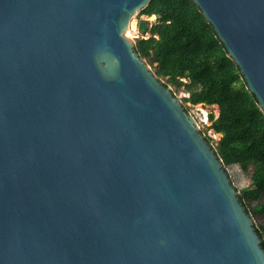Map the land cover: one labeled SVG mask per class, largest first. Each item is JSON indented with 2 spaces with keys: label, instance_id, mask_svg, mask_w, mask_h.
<instances>
[{
  "label": "water",
  "instance_id": "obj_1",
  "mask_svg": "<svg viewBox=\"0 0 264 264\" xmlns=\"http://www.w3.org/2000/svg\"><path fill=\"white\" fill-rule=\"evenodd\" d=\"M150 1L0 0V264H264L227 166L127 35ZM193 1L264 111V0Z\"/></svg>",
  "mask_w": 264,
  "mask_h": 264
},
{
  "label": "trees",
  "instance_id": "obj_2",
  "mask_svg": "<svg viewBox=\"0 0 264 264\" xmlns=\"http://www.w3.org/2000/svg\"><path fill=\"white\" fill-rule=\"evenodd\" d=\"M140 13L156 14L160 21L151 29L150 37L136 43L141 56L151 53L160 71L171 79L188 76L200 83L201 88L186 100L221 108L216 124L221 133V150L217 153L226 166L239 164L244 170L253 166L252 186L239 194L249 211V202L264 195V111L212 24L193 0H151ZM243 89H247L246 104L240 108L234 101ZM210 118H214L213 113ZM206 137L211 142L212 138ZM250 212L264 218V202L260 201ZM256 228L264 247V223Z\"/></svg>",
  "mask_w": 264,
  "mask_h": 264
},
{
  "label": "rangeland",
  "instance_id": "obj_3",
  "mask_svg": "<svg viewBox=\"0 0 264 264\" xmlns=\"http://www.w3.org/2000/svg\"><path fill=\"white\" fill-rule=\"evenodd\" d=\"M148 20L149 21V26L148 29L145 33H141L139 31V23L140 21ZM160 23L158 16L156 14L153 15H146L142 14L139 12L135 13L134 17L131 20L130 27L127 31H130V34L128 35L129 37L135 39L136 43L140 41L141 39H146L150 37L151 35V29L157 26ZM148 63L150 64L151 68L156 72V74L162 79V81L167 84L172 91L180 98L182 103L185 106L189 107L190 112H195V107L192 105L191 102L187 101L186 98L190 96V94L194 91H198L201 88L200 83L198 82H193L188 76H182V77H177V79H171L169 75L163 74V72L160 71V66L158 64V61L154 60L152 58V54L148 55L147 57H144ZM236 89H239L236 87ZM247 89L241 90V93L237 96H235V101L234 104L238 107H244L246 104V95H247ZM203 105V111L205 114H208V119L207 122H198L201 131L205 135L210 136V131H212V135L210 136L211 143L213 147L220 152V143L219 139L221 137V133L217 132L216 130V124L218 123V119L221 114V108L219 105L216 104H205V103H200ZM205 110V111H204ZM202 114L201 117L204 118L205 114ZM214 114V118H210L211 114ZM195 116V115H194ZM197 121L198 118L195 116ZM229 169V174L232 178L233 184L236 186V188L239 191V194L244 192L246 189H250L252 186V180H251V174L253 170V166H250L249 169L244 170L241 165L239 164H233L228 166ZM264 202V195L260 200H254L249 202V211L250 209L252 210L259 202ZM252 214V213H251ZM254 222L255 225H261L264 223V218L263 217H258L254 216Z\"/></svg>",
  "mask_w": 264,
  "mask_h": 264
},
{
  "label": "built area",
  "instance_id": "obj_4",
  "mask_svg": "<svg viewBox=\"0 0 264 264\" xmlns=\"http://www.w3.org/2000/svg\"><path fill=\"white\" fill-rule=\"evenodd\" d=\"M192 105H194V107H195V112H193V114L195 115V116H197V118H198V122L200 123V122H207V119H208V114H205L204 112V118H202L201 117V115L203 114L202 113V111H203V105L202 104H192ZM212 135V131H210V136ZM206 136V135H205ZM209 136V135H208ZM227 169H229V167L227 166Z\"/></svg>",
  "mask_w": 264,
  "mask_h": 264
},
{
  "label": "bare ground",
  "instance_id": "obj_5",
  "mask_svg": "<svg viewBox=\"0 0 264 264\" xmlns=\"http://www.w3.org/2000/svg\"><path fill=\"white\" fill-rule=\"evenodd\" d=\"M130 34V31H127V35H129ZM205 111V110H204Z\"/></svg>",
  "mask_w": 264,
  "mask_h": 264
}]
</instances>
